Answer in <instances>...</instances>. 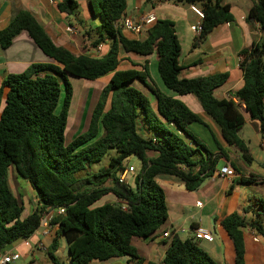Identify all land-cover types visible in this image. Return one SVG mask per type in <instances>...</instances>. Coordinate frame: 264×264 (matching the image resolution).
<instances>
[{"label":"trees","instance_id":"16d2710c","mask_svg":"<svg viewBox=\"0 0 264 264\" xmlns=\"http://www.w3.org/2000/svg\"><path fill=\"white\" fill-rule=\"evenodd\" d=\"M127 1L90 0L92 14L101 22L93 29V47L111 42L101 58L76 56L68 48L56 45L28 11L17 13L0 30V49H8L22 32H27L51 61L34 63L20 74H8L0 82V103L4 89H8L0 113V255L16 242L30 239L40 228L45 211L62 208L65 213L56 216L52 223L59 226L57 237L67 243L69 264L123 257L143 264L133 240L152 237L168 220L165 193L157 178L176 177L187 191L194 192L218 170L222 159L231 161L222 146L217 144L218 152L214 153L186 131L188 125H204L203 121L183 102L148 82L146 64L141 70L134 63L131 69H118L125 60L120 57L122 51L143 57L155 53L165 87L178 96L196 97L201 108L220 126L226 144L237 150L246 165L254 162L248 143L239 133L248 115L259 124L264 136V0H253L247 18L249 23L259 24L263 35L240 52L244 85L233 97L241 108L232 99L214 97L215 90L226 82L227 74L180 78L181 46L173 21L157 19L148 26L144 39L129 36L122 27ZM173 1L202 10L199 41L233 18L230 6L223 0ZM78 7L77 0L57 2L58 11L68 16L75 15ZM108 76L86 131L68 143L66 131L74 98L69 77L97 81ZM137 81L155 95L157 111L152 109L146 94L134 87ZM140 121L145 125L142 133ZM146 132L151 135L146 136ZM111 151L115 154L109 164L87 179L93 187L76 191L75 175L100 164ZM149 153H156L157 157L150 158ZM132 157L139 160L140 167L135 168L131 183L130 177L127 183H120V176L131 166L125 162ZM231 165L236 173H242L234 162ZM10 168L29 183L38 199L39 207L28 216H23V203L10 187ZM107 195H113L118 202L95 206ZM259 203L264 207V199ZM244 211L249 212L247 208ZM221 225L234 244L235 264H246L243 230L251 229L264 239L260 214L241 220L233 213ZM197 241L174 237L161 264H218ZM56 248L55 239L47 251L52 263L66 264L55 257Z\"/></svg>","mask_w":264,"mask_h":264},{"label":"crops","instance_id":"0c3cea01","mask_svg":"<svg viewBox=\"0 0 264 264\" xmlns=\"http://www.w3.org/2000/svg\"><path fill=\"white\" fill-rule=\"evenodd\" d=\"M223 1L224 4L230 6L233 18L228 23L215 28L203 41L198 40L199 36L193 30V27L200 20L192 11L191 6L179 5L173 0H155L152 3L147 0H128L125 17L140 21L148 14L154 13L157 19L173 21L181 46L179 63L182 70L180 78L195 79L227 74L226 82L215 90L214 97L217 100H231L234 98L235 92L244 85L243 73L240 68L242 61L240 52L249 49L254 42L261 39L263 34L259 24H252L247 20L249 11L253 6V0ZM57 2L58 0H0V30L5 29L17 13L28 11L56 45L68 48L76 56L89 55L101 58L106 55L110 48V41L102 43L98 47H93L96 40L93 29L100 25H97L95 21L94 17L97 16H89L86 12L80 13L79 11L75 15L68 16L58 11ZM71 26L75 27L77 32H69L68 28ZM147 28L137 36L131 33L128 34L137 39H144ZM120 57L125 60H122L119 64V70L133 68L132 63L138 65V69L141 70V66L146 64L150 74L148 82L165 95L183 102L203 121L204 125L197 123L188 125L186 131L195 136L202 145L214 153L218 152L217 144L222 146L231 160L229 162L222 159L219 162L223 163L222 167L232 166L231 162H234L242 170V173H236L235 177L224 178L219 176L217 166L218 170L212 177L207 178L199 189L194 192L187 191L182 181L176 177H158L157 181L165 193L168 220L152 237L133 240V245L139 256L144 259L143 264H161L174 237H179L182 240L193 238V231L199 227L210 231L213 236L211 241H197L199 246L218 264H235L234 244L221 225L225 218L237 213L241 220H247L260 214L264 226V207L259 203V200L264 199V136L261 135L259 124L250 120L248 115H245V125L239 135L248 143L254 158L251 165H246L237 150L226 144L220 126L201 108L196 97L193 95L178 96L165 87L158 73V60L155 53L143 57L126 54L122 51ZM34 63H51V61L36 47L28 33L22 32L8 49H0V82L8 74H20ZM108 78L109 76L99 81H104L106 84ZM137 83L140 82L137 81L133 85L140 88L139 86L142 83ZM105 84H103V87ZM142 86L152 109L157 111V98L147 87ZM94 90L96 91V89ZM140 90L142 89L140 88ZM98 91L100 92V90ZM7 92L8 89L5 88L0 103V113L5 105ZM84 95L86 97L83 98L82 104L89 106L92 97L90 93H86V90ZM86 100L88 101L86 102ZM144 126L143 122L140 121L141 133L144 131ZM181 134L184 138L189 139L185 133ZM148 135L151 134L146 132V136ZM148 156L155 158L157 154L149 153ZM16 177L18 176L16 175ZM129 182L131 183V181ZM31 191L34 192L33 189ZM34 197L35 201L32 202L34 205L32 208H28L27 216L32 213V209L34 211L39 207L35 192ZM106 197L113 198V195H107ZM28 201L24 200L22 202L25 211L27 210L26 204ZM112 202L117 203L118 200L113 198V200L108 201V203ZM27 205L32 204L28 202ZM246 208L249 210L248 213L244 211ZM243 233L246 264H264V239L251 229H244ZM164 234H168V236L165 237ZM46 237L43 242L49 248L55 239L58 245V240L61 238L57 237V233ZM35 245L32 244L33 247ZM32 248L26 247L22 240L17 247L13 244L6 251L19 252L21 259L18 262H22L21 264H44V261L36 259V248H33V250ZM66 249L68 253V248ZM30 256L33 258L28 262ZM65 263H70L68 254ZM91 264L134 263L129 257H123L104 262L94 261Z\"/></svg>","mask_w":264,"mask_h":264},{"label":"rangeland","instance_id":"374dc122","mask_svg":"<svg viewBox=\"0 0 264 264\" xmlns=\"http://www.w3.org/2000/svg\"><path fill=\"white\" fill-rule=\"evenodd\" d=\"M77 2L79 4L78 11L80 13L86 12L89 16L93 15L92 11H91L90 3H89L90 0H77ZM94 18H95V21L97 22V25H99L100 24L99 17H94ZM69 81L72 84V87L74 89V98L71 102V107H70V112H69V117H68L67 131H66L67 132L66 141L68 143H70L78 135H80L81 133L86 131V127L88 126L92 110L95 106L94 103L96 104V102H97L96 100H98L97 98L99 97V94H100V92L98 90L101 91L103 84H105L104 81H99V80H97V81H86V80H82V79H78V78H74V77H69ZM137 84H140V83H137ZM140 85L142 86L143 84H140ZM141 86H139V87L142 89L141 91H143V86L142 87ZM134 87L137 89H140L136 86H134ZM97 88H98V90H97ZM94 89H96V91ZM85 90H86V93H88V94L90 93V95L92 97V98H90L91 100L89 102V104H90L89 106H84V103L82 104V101H84L83 98L86 97V95H84ZM87 101L88 100H86V102ZM253 142H254V140H253ZM114 152L115 151L109 152L104 157L103 161L100 164L95 165L91 169H87V170L82 171V172L75 175V179H76L75 189H76V191L81 192V191H84L88 188L93 187V186L88 184L87 179L90 178L92 174H95L101 167L107 166L109 164L110 157L115 154ZM125 163L129 164L131 166H134L136 169L138 167H140V162L135 157L129 158ZM222 166H223V163L222 162L219 163V165H218L219 170L222 168ZM129 179L132 182L131 176ZM8 180H9V184H10L12 190L18 195L21 202H23L24 200H26V201L29 200L28 202H30L32 204V205H27L28 202L26 204L27 210L24 212L23 216H27L28 208L30 209L34 205V203H32L33 201H35L34 192L31 191L32 189H31V187L27 181H25L19 177H16V172H15V169H13V168H10ZM106 198L107 197H105V199L102 198L100 201L97 202V204L95 206H100V205H103L105 203H108L109 200L111 201L115 197L113 196V198H111V197H109L107 199ZM34 211H33V209L31 210L32 213ZM46 238L47 237L42 234V230L38 229L36 231V233L32 236L31 243L37 244L39 241H45ZM21 241L22 240L16 242L14 244V246L17 247ZM48 248L49 247L47 246V250H39V249L35 250L36 259L44 261L45 262L44 264H52L51 258L47 252ZM66 248H67V243H66L65 239L60 238L58 240V245L56 248L57 252L54 251L55 257L60 262H64V263L66 262V257L68 254ZM32 258L33 257L30 256V258L27 261L28 262L31 261ZM21 263L22 262H18L17 264H21Z\"/></svg>","mask_w":264,"mask_h":264},{"label":"built area","instance_id":"2783aa9c","mask_svg":"<svg viewBox=\"0 0 264 264\" xmlns=\"http://www.w3.org/2000/svg\"><path fill=\"white\" fill-rule=\"evenodd\" d=\"M192 11L199 17V23L193 27V30L196 35H200L202 32V20L204 19V14L202 10L195 5L191 6ZM157 20V17L154 13L148 14L146 17L142 18L140 21L135 20L131 17H125L122 22V27L125 31L128 33L134 34V35H140L141 32L151 24H153ZM68 31L71 33L77 32V29L73 26L68 28ZM232 100L239 105L241 108V105L239 101L236 98H232ZM136 172V169L134 166L128 167L124 173L120 176L119 182L120 183H127L128 177L133 176ZM236 172L233 169L232 166L226 165L222 167L219 170V176L224 178H230L235 177ZM65 213V210L60 208L58 210H48L45 211L41 217L40 221V228L43 232L44 236H51L53 233H57L59 226L54 225L52 223V220L59 215H63ZM165 237L168 236V234H164ZM193 238L195 240H206L211 241L213 239L212 233L208 230H205L203 228H197L193 231ZM23 244L28 247L32 248V244L30 242V239L23 240ZM33 248H36L35 250H47V246L44 244L43 241H39ZM32 248V250H33ZM21 259V254L19 252H15L13 250L11 251H5L0 255V264H16Z\"/></svg>","mask_w":264,"mask_h":264}]
</instances>
